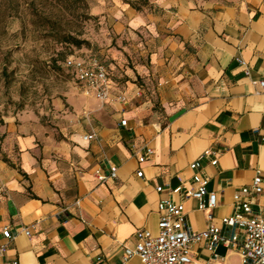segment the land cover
<instances>
[{
	"label": "crops",
	"instance_id": "0c3cea01",
	"mask_svg": "<svg viewBox=\"0 0 264 264\" xmlns=\"http://www.w3.org/2000/svg\"><path fill=\"white\" fill-rule=\"evenodd\" d=\"M154 3L149 13L110 11L113 35L129 43L126 55L114 49V62H104L113 97L125 102L101 104L69 73L67 99L5 119L0 264H121L138 231L158 234L163 200L181 203L188 227L204 231L205 213L186 192L194 187L190 165L207 150L213 155L200 164L217 194L216 226L234 213V195L264 177V0ZM145 148L154 153L139 163ZM110 167L116 178L99 182L96 173ZM252 211L264 217V195ZM215 252L221 264H242L236 251ZM211 257L203 244L192 247L193 264Z\"/></svg>",
	"mask_w": 264,
	"mask_h": 264
},
{
	"label": "rangeland",
	"instance_id": "374dc122",
	"mask_svg": "<svg viewBox=\"0 0 264 264\" xmlns=\"http://www.w3.org/2000/svg\"><path fill=\"white\" fill-rule=\"evenodd\" d=\"M154 1L0 0V129L6 118L27 110L40 115L52 107L53 100L68 98L74 84L62 62L70 54L92 53L108 62L115 60L110 53L114 49L126 55L122 47L129 42L113 35L111 9L128 5L149 13L154 10ZM66 6L68 10H62ZM36 11L56 21L60 36H46L49 26H43ZM68 33L88 45L76 49L58 43ZM3 137L0 131V153Z\"/></svg>",
	"mask_w": 264,
	"mask_h": 264
},
{
	"label": "built area",
	"instance_id": "2783aa9c",
	"mask_svg": "<svg viewBox=\"0 0 264 264\" xmlns=\"http://www.w3.org/2000/svg\"><path fill=\"white\" fill-rule=\"evenodd\" d=\"M240 64H245L240 61ZM64 68L73 75L83 93L93 96L101 104L113 99L125 102L123 96L113 97L112 84L106 65L96 56L91 54L77 55L65 61ZM260 85L263 87L264 82ZM126 125L125 121L121 122ZM94 136H85V140H91ZM153 150L145 148L140 155L139 163H144L153 155ZM213 155L207 150L194 163L190 165L193 170V188L186 192V196L197 201V208L205 213L208 225L202 232L192 231L187 223L183 212V205L172 200H163L158 205L161 213L158 222V234L152 236L149 232L138 231L136 233L137 245L134 249L125 248L121 264H129L137 258L141 264H193L192 247L203 244L211 253V258L205 264H221L215 250L223 246L230 251H236L241 258L242 264H264V217L255 215L252 205L258 196L264 195L262 183L264 177L257 176L251 185L240 189L233 197L234 213L220 220V226H216L213 210L217 207V194L207 189L208 179L202 174L200 160ZM213 166L217 165V158L210 161ZM116 168L110 167L107 176L97 172L99 182L116 178ZM138 177L142 172L137 173ZM157 192L163 191L158 187ZM177 188L173 193L182 191ZM3 236L12 240L14 235L9 228H4ZM24 234L29 237L28 229ZM5 246H0V257L5 251ZM12 264H18L16 261Z\"/></svg>",
	"mask_w": 264,
	"mask_h": 264
},
{
	"label": "trees",
	"instance_id": "16d2710c",
	"mask_svg": "<svg viewBox=\"0 0 264 264\" xmlns=\"http://www.w3.org/2000/svg\"><path fill=\"white\" fill-rule=\"evenodd\" d=\"M60 1V0H59ZM66 2V1H65ZM62 10H68V6L65 7V9H62ZM36 15H41L42 16V22H43V26H49V33L46 35V36H50V37H58L60 36L58 31H57V28H56V21H51V18L46 15L45 13H38L37 11L35 12ZM64 39L63 40H59L58 43H62V44H65L66 46H71V47H74L76 49H81L84 45H88V42L85 41V40H81V39H78L77 37H74L72 35V33H68V35H66L65 37H63ZM88 54H91L93 55L92 53H88ZM80 55H84V54H80ZM73 56H77V54H70L69 56H67L64 61L62 62V65L64 67V64H65V61L70 58V57H73ZM93 56H96V55H93ZM97 57V56H96ZM98 58V57H97ZM100 59V58H99ZM101 60V59H100ZM104 64L105 62L103 60H101ZM106 65V64H105Z\"/></svg>",
	"mask_w": 264,
	"mask_h": 264
}]
</instances>
